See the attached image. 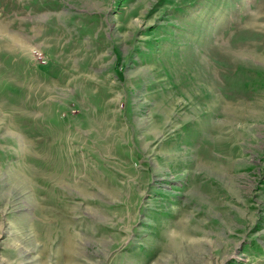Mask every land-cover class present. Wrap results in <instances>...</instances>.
Here are the masks:
<instances>
[{
  "label": "rangeland",
  "instance_id": "374dc122",
  "mask_svg": "<svg viewBox=\"0 0 264 264\" xmlns=\"http://www.w3.org/2000/svg\"><path fill=\"white\" fill-rule=\"evenodd\" d=\"M0 264H264V0H0Z\"/></svg>",
  "mask_w": 264,
  "mask_h": 264
}]
</instances>
